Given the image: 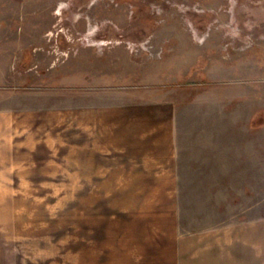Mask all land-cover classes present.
Returning a JSON list of instances; mask_svg holds the SVG:
<instances>
[{"label": "rangeland", "instance_id": "1", "mask_svg": "<svg viewBox=\"0 0 264 264\" xmlns=\"http://www.w3.org/2000/svg\"><path fill=\"white\" fill-rule=\"evenodd\" d=\"M51 83L168 97L176 181L86 169L62 122L0 130V264H165L264 217V0H0V113Z\"/></svg>", "mask_w": 264, "mask_h": 264}, {"label": "crops", "instance_id": "2", "mask_svg": "<svg viewBox=\"0 0 264 264\" xmlns=\"http://www.w3.org/2000/svg\"><path fill=\"white\" fill-rule=\"evenodd\" d=\"M83 80L92 82L87 76ZM89 85L84 84L81 92L95 97L86 101L69 98L62 107L51 104V99L56 98L54 83L46 90L51 95L25 91L24 99L19 101L21 106H10L0 113V130H6V138H13L9 130L31 132L33 137H46L48 130L50 138L51 131L62 122L66 137L79 139L81 161L90 162L86 169L132 171L128 181H176L172 101L162 94L153 95L149 86L99 90ZM101 93L106 98L103 102L96 97ZM33 100L40 104H33ZM213 232L208 234L207 243L193 240L187 258L180 256L181 244L171 241L170 257L161 261L264 264V217L223 225ZM151 250L155 248L151 246Z\"/></svg>", "mask_w": 264, "mask_h": 264}]
</instances>
